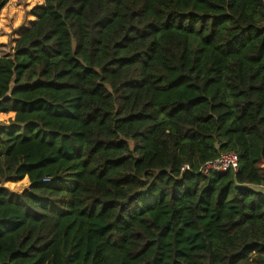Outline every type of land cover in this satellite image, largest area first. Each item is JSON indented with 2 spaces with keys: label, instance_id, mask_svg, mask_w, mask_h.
I'll return each instance as SVG.
<instances>
[{
  "label": "trees",
  "instance_id": "16d2710c",
  "mask_svg": "<svg viewBox=\"0 0 264 264\" xmlns=\"http://www.w3.org/2000/svg\"><path fill=\"white\" fill-rule=\"evenodd\" d=\"M43 1L0 55V264H264V0Z\"/></svg>",
  "mask_w": 264,
  "mask_h": 264
},
{
  "label": "rangeland",
  "instance_id": "374dc122",
  "mask_svg": "<svg viewBox=\"0 0 264 264\" xmlns=\"http://www.w3.org/2000/svg\"><path fill=\"white\" fill-rule=\"evenodd\" d=\"M43 4V0H16L15 2L14 0H10V3L6 8L7 12H5V16L2 18L3 21H1L2 25L0 30L3 32V34L9 33L10 29L12 30V32L9 35V47L6 49H1V56H12L13 52L10 46L13 43V38H18L25 31L24 28L26 26V22H28V19H30L31 10L36 7L42 6ZM4 162L5 159L0 160V166H2V168H4ZM28 185L29 181L27 179L22 182L4 184L5 187L10 188L15 192H22L25 188H27ZM258 190L264 191L263 188H260Z\"/></svg>",
  "mask_w": 264,
  "mask_h": 264
},
{
  "label": "built area",
  "instance_id": "2783aa9c",
  "mask_svg": "<svg viewBox=\"0 0 264 264\" xmlns=\"http://www.w3.org/2000/svg\"><path fill=\"white\" fill-rule=\"evenodd\" d=\"M239 157L235 153H225L221 156L206 162L199 170L200 173L208 175L210 173L237 172L239 169ZM264 188V187H263Z\"/></svg>",
  "mask_w": 264,
  "mask_h": 264
},
{
  "label": "crops",
  "instance_id": "0c3cea01",
  "mask_svg": "<svg viewBox=\"0 0 264 264\" xmlns=\"http://www.w3.org/2000/svg\"><path fill=\"white\" fill-rule=\"evenodd\" d=\"M10 3V2H9ZM8 6V5H7ZM7 6L4 8V10H2L1 12V16H0V29H1V21L2 18L5 16V12H7ZM37 22V19L35 17H33L32 15L30 16V19H28V22H26V26H25V31L16 39L13 38L12 40V45L10 46L11 47V50L12 52L14 51V48H15V45L17 43V41L25 34L27 33L32 27L33 25ZM22 23V22H21ZM9 27V26H8ZM12 32V30L10 29V32L9 33H5L3 34V32L0 30V51L2 48H8L9 47V41H10V33ZM1 55V53H0ZM13 55V54H12ZM4 57H10V56H4ZM26 180V179H25ZM28 180V179H27ZM7 183H16V182H7Z\"/></svg>",
  "mask_w": 264,
  "mask_h": 264
}]
</instances>
